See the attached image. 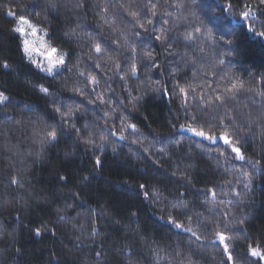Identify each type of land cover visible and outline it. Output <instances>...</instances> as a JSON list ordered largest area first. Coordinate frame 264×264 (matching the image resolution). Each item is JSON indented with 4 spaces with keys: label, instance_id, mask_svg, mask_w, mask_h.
Returning a JSON list of instances; mask_svg holds the SVG:
<instances>
[{
    "label": "trees",
    "instance_id": "obj_1",
    "mask_svg": "<svg viewBox=\"0 0 264 264\" xmlns=\"http://www.w3.org/2000/svg\"><path fill=\"white\" fill-rule=\"evenodd\" d=\"M19 2L21 7L27 6L29 18L47 27L50 34L54 32L62 35L67 30L70 21L69 13L65 10H61L58 14L45 15L43 14L45 0H19ZM171 2L172 0H168V3ZM186 2L189 7L181 10L179 15L176 9L168 8L173 13L171 18L164 17V19H169V24H163V20L157 17L160 20L157 27L159 28L161 24L164 28L176 25L177 27L171 33L175 39L182 37L185 32H193V29L199 26L205 30L204 36L207 35V30H211L219 39L221 26L218 19L226 17L224 23L229 24L234 30L237 49V54H234L236 63L228 71L246 81V87L254 85L261 74H264V39L246 30V25L252 21L243 20L239 13L244 10L245 3L252 4L255 8L258 0H232L233 9L230 13H222L226 0H186ZM15 3L17 0H3L0 4V64L7 61L10 65L9 69L0 67V90H4L9 96L7 106L0 107V196H7L8 199L13 200L12 204L0 209V225H3L7 231L17 229V242L14 247L5 250L0 255V264H48L53 256L68 254L70 245L75 243V236L80 233L73 230L71 225H66L62 221L58 222L55 208L61 206V201L70 197V194L75 191L83 193L82 199L85 203L79 209L70 211L72 215H75L77 211L81 214L77 219L83 224L85 234L90 230L88 209H95L98 213L102 206L108 209V215L99 220L101 232L95 237V244H91L89 240L86 243L91 244V247L79 251L73 250L72 256L77 264H97L94 253L99 250V245L104 246L99 264H126V258L115 251L117 248H123L125 244L131 246L134 253H144L141 257L142 264H153L152 258L148 256V245L152 241L156 242L153 246L164 250L161 255L174 254V250H179L185 254L191 252L197 264H225L226 258L222 255V246L209 247L201 246V244L207 245L208 241L214 238L215 229L211 222H221L219 220L221 210L227 209H231L232 215L228 221L224 222L229 223L234 231L241 227L238 223L239 218L247 217L242 226L246 229V235H237L228 242L234 249L237 264H241V261L244 264H264L258 261V258L249 256L247 260L244 259L249 244H258L264 248V178L257 177L252 187L245 189L243 184L237 183L236 173L231 169L218 167L217 161L212 158L218 154L216 149H227V145L219 140L216 144H210L206 140L202 141L192 136L191 133L178 130L179 125L185 123V118L180 98L174 95L177 91L176 81L178 80L181 86L203 84L204 77L200 76V65L196 66L197 75L200 76L196 80L193 79L192 65L184 67L182 64H165L163 67L168 71L176 68L175 77H170L167 72L162 73L160 70L151 73L141 70L137 79L129 80L127 85L122 86L123 82L116 77L114 71L105 72L96 69L93 72L90 67L93 61L87 58L89 52L87 45L71 42L70 48L64 47L65 50L73 53L72 63H75L79 54L83 52L81 69L86 74L99 73L100 87L97 91H104L106 98L114 97L111 109H108L107 105H101L95 111H87L77 121V126L83 127L84 124H88L89 131L94 132L97 137L106 134L101 109H107L113 117L109 121V127L111 131L117 132V136H109L112 143L105 147L101 155V160L104 162L102 168L94 167L92 151H86L82 144L75 148L74 155L65 158V152H73L74 137L61 138L58 145L46 150L41 160L28 155L29 152L34 153L38 150V145L33 143V129L38 118L46 119L45 111L46 108L50 111V106H46L45 99L41 98L39 92L27 84L28 81L33 84L41 81L43 74L29 67L22 59V53L18 49L19 41L11 31L13 21L3 11L5 5L10 6ZM145 3L146 0H134V6L139 5L141 8ZM32 5H36L37 9L42 12L40 16H35ZM165 8H167L165 0H159V11L163 13ZM96 12L97 9L92 7V0H89L87 15L79 18L78 21L73 19L71 23L79 22L92 27L102 25L103 20L96 15ZM117 22L120 28H124V25L119 23V18ZM255 23L258 29L259 25L264 23V15L260 11H257ZM97 31L102 32L109 39L114 35L107 26ZM93 35L95 36L96 33ZM224 38H233V36L229 34ZM211 44V41L205 40L202 36L191 46L186 45L181 38L176 47L180 54L187 52L189 56L211 63L214 56ZM219 50L218 48L217 51ZM125 55H130V53H125ZM176 59L179 60V55ZM100 62L104 69L112 67L107 58ZM138 67L142 69V65ZM214 71L218 73L220 70L216 68ZM70 77L72 80H79L81 86L86 83L84 78L73 77L67 72L51 82L60 90L63 81ZM149 78L166 83L169 95L145 91L142 85L145 81L150 82ZM106 80L107 84L111 85V91L107 90ZM207 80L213 87L216 86L213 80H216L217 84L223 83L211 74L207 76ZM41 82L47 83V80ZM125 87L131 90L132 96L143 95V99L135 110H132V105L128 104L129 93L125 91ZM212 94L211 88H208L206 96ZM72 96L71 91H64L61 99L72 103L73 101L68 99ZM74 99L79 100L80 98L74 97ZM125 104H128V111H125ZM189 105L188 110L195 112L198 119L205 123L216 124L221 117H233L239 125L237 134L240 136H245L248 124L256 118L260 111L264 110L258 98L254 103L253 94L247 92L240 93L236 100H229L226 107L218 110H213L211 106L202 110L199 98L190 99ZM88 107L91 109L94 106L89 105ZM122 112L127 116L128 122L135 123L139 129V132L135 134H132L131 130L125 131L124 135L127 137L125 140L118 139L121 130L119 116ZM213 117L215 119H212ZM225 123L229 121L225 120ZM219 131L222 129L217 131V135ZM173 137L175 138L172 139ZM245 139L247 142H242L241 146L245 150L246 157L252 161L260 159V166L264 167V159H261V154L264 153V141L259 133L255 136L249 134ZM5 146L20 154L19 158L13 157L16 161L14 166L8 159L11 152L6 151ZM20 159H24L25 163L21 164ZM223 159L224 157H220L221 161ZM34 160H36L35 163H33ZM235 163L239 167L242 162L236 161ZM22 168L27 169L25 175L31 180L30 187L41 197L47 196L49 200L55 198V203H33L30 208L15 203V193L8 187V181L12 174L19 172ZM249 171L252 169L249 168ZM182 173L192 177L191 184L181 179ZM58 175H66L70 178L67 187L58 180ZM83 176H88L89 179L82 185L80 177ZM145 181H147L146 187H156L163 194L159 201L144 200L142 193L140 196L134 195L135 191H139V185ZM225 181H232V185H226ZM213 187L217 191L218 199L224 201L223 204L215 205L213 212L216 215H213V212H210L204 205L206 199L204 191ZM234 192H240L241 195L237 197L233 194ZM8 193L12 195H7ZM180 193H184V196L181 197ZM25 195H27L26 192ZM164 197L167 199L165 200ZM180 199L185 200L188 207L194 210L193 225L201 222V228L198 229V232L202 234L201 242L195 241L194 238L190 239L189 234L186 233L177 235L176 232L179 230L170 231L164 226L170 209L168 202ZM228 201L233 203L229 204ZM129 209L136 211L137 215L133 217ZM195 212H201L203 215L197 216ZM173 214L180 215L177 210H173ZM18 215L23 225H28L30 221L41 218L48 223L49 227L55 225L56 236L42 238L32 236L26 228L18 226ZM161 216H164L163 220L160 219ZM112 218L119 220V224L111 223ZM184 223L187 224L186 219ZM204 227L208 230L203 231ZM204 237L207 239H203ZM15 247H20L21 252L16 253ZM172 264H177V260L172 261Z\"/></svg>",
    "mask_w": 264,
    "mask_h": 264
},
{
    "label": "snow or ice",
    "instance_id": "obj_2",
    "mask_svg": "<svg viewBox=\"0 0 264 264\" xmlns=\"http://www.w3.org/2000/svg\"><path fill=\"white\" fill-rule=\"evenodd\" d=\"M3 0H0V4ZM167 8L161 13L159 11V0H146L144 7L139 5L134 6V0H92V7L97 9L96 15L100 16L103 20L102 25L81 24L79 22L71 23L73 19L77 21L79 18L87 15L89 11V0H45L43 14H58L61 10H65L69 13V25L67 30L62 35L52 33L49 29L41 24L34 22V19L29 18V12L27 6L21 7L19 0L17 3L10 6L5 5L3 11L6 16L13 21L11 31L15 34V38L19 41L18 49L22 53V59L27 63L29 67L35 68L39 73L43 74L41 81L47 80V83L38 81L33 84L28 81L27 84L33 90L39 92L41 98L45 99L46 106H50V111H45V118H38L37 124L33 129V143L38 145V150L29 152V156H35L36 160H41L49 147H55L61 141L63 137H74L73 152H65V158L75 154V148L79 145H84L86 151H92L94 167L102 168L103 161L101 155L103 154L105 147L112 143L109 136H117V132L111 131L109 127V121L113 119L110 112L107 109H101L104 118V128L107 130L106 134H102L99 137L92 131H89V125L84 124L83 127L77 126V121L81 116L85 115L87 111H95L101 105H107L108 109L112 108L113 96L105 97L104 91H97L100 87V79H98L99 73L95 75L92 73H85L81 69V61L84 53L79 54V58L75 63H72L73 53L65 50L64 46L71 47V42L77 44H86L88 52V60L93 61L90 67L95 72L96 69H101L105 72H115L116 77L123 82V85H127L129 80H135L138 78V73L143 70L146 73H151L155 70H160L162 73L167 72L170 77L176 76V68L171 71L166 70L163 65L165 64H182L184 67L192 65L193 79H199L200 76L204 77L203 84H188L181 86L180 82L176 81L177 91L174 95H178L180 98L181 109L183 110L185 123L180 124L178 130L181 132L191 133L192 136L200 138L202 141L206 140L210 144H216L217 141H222L224 145H227V149H216L217 155L212 157L217 161L218 167H225L226 170L231 169L237 174V183L243 184L245 189H250L257 177L264 178V167L260 166V159L252 161L248 159L245 154V150L242 148V142L246 143L245 137L247 135L255 136L259 133L262 141H264V110L260 111L256 118L252 120L247 126V133L245 136L237 134V125L233 117L224 116L221 117L218 123H205L198 119L195 112L189 111V100H195L199 98L201 109L211 106L213 110H218L221 107H226L229 100H236L237 96L242 92L252 93L253 102L261 104V108L264 109V74H261L259 80L255 81L252 86L246 87V81L239 76L230 73V69L234 64L235 55L237 49L234 39V30L225 24L226 17L218 19V23L221 26V36L218 39L211 30H207V35L204 36V29L197 26L193 29V32H185L182 37L173 38L171 33L176 25H171L168 28H164L163 24H169V19L173 13L168 8H174L177 10V15L181 10L189 7L186 0H172L168 3L165 0ZM32 11L35 12V16H40L42 12L37 9L36 5H32ZM244 10L239 13L240 17L245 21H252L246 25V30L252 33L256 37L264 39V23L259 25V29L256 26L257 11H260L264 15V0H258V4L255 8L252 4L245 3L243 5ZM19 9V11L17 10ZM233 9L232 0H226V6L222 9L223 12H231ZM143 13V15H142ZM130 17L131 19H127ZM160 17L163 20V24L158 28L160 24ZM124 25V28H120L117 22ZM107 26L112 30L114 34L109 39L102 32H98L97 29H101ZM93 33H96L94 36ZM118 33V35H117ZM231 34L233 38L224 37ZM203 36L205 40L212 42L211 48L214 53L211 63H206L204 60L197 57L189 56L187 52L180 54L176 45L182 38L183 42L188 45H194L197 39ZM220 49L217 51V49ZM203 51V49H200ZM130 53V55H125ZM179 55V60L176 57ZM163 57L160 59L159 57ZM172 59L169 60L168 58ZM107 58L112 67L102 68L100 61ZM142 65V69L138 67ZM197 65L199 68L200 76L197 75ZM227 66V67H226ZM0 67L9 69L10 65L7 61L0 64ZM219 68L217 73L214 69ZM183 70L182 68L180 69ZM65 72L70 73L73 77H82L86 80V83L81 86L79 80H72L71 77L65 79L60 85V90L51 82L55 81L57 77L64 76ZM211 74L213 77L223 81L222 84H217L216 80H213V84L208 83L207 76ZM50 78V79H48ZM112 79V77H108ZM145 81L142 87L145 91L160 92L164 95H169L167 84L162 80L151 79ZM107 90L111 91V85L107 84ZM211 88L212 95L206 96V91ZM200 89V91H197ZM64 91H71L73 93L69 100L72 103H68L66 100L61 99ZM125 91H128V104L132 105V110H135L139 102L143 99V95L132 96L131 90L125 87ZM74 97H79V100H75ZM9 96L5 94L4 90H0V106L6 107ZM128 104L124 105L125 111H128ZM89 105L94 106L89 109ZM115 111V109H112ZM79 114V115H78ZM251 115V113H249ZM147 118V117H146ZM212 119H215L213 117ZM228 120L229 123H225ZM120 121V133L118 135L119 140H125L127 137L124 135L125 131L131 130L132 134L138 133L139 129L135 123L128 122L127 116L122 112L119 116ZM255 126V131H254ZM115 127V125H112ZM176 128V125L173 124ZM207 129V130H205ZM219 135H217V131ZM173 137L172 139H174ZM135 142V141H134ZM171 142V141H169ZM179 143V142H178ZM207 147V146H205ZM5 150L11 152L8 159L12 162L13 166L16 161L13 157H20V154L12 151L5 146ZM99 153V154H97ZM220 157H224L223 161ZM261 159H264V153L261 154ZM33 161V163L36 162ZM236 161L242 162L239 167L236 165ZM20 163L24 164V159H20ZM30 167V166H29ZM249 168L252 171H249ZM27 169L22 168L19 172H15L10 176L8 181V187L13 189L15 193V203L21 204L26 208H30L33 203L51 204L55 203V198L49 200L47 196L41 197L34 189L30 187L31 180L27 178L25 173ZM176 175V173H173ZM88 176L80 177V183L83 185L88 182ZM181 179L191 184L192 177L190 175L181 174ZM58 180L63 182V186L67 187L70 183V178L66 175H58ZM226 185H232V181H225ZM147 181L139 185V191H135L134 195H143L144 200L151 199L152 202H157L161 199L162 193L156 187H146ZM23 191H15V190ZM223 191V189H221ZM25 192L27 195H25ZM235 196L239 197L240 192H234ZM7 195H12L8 193ZM83 193L81 191H75L70 194V197L61 201V206L55 208V215L57 221L64 222L66 225H71V228L80 233L75 236V243H72L68 249V254L56 255L49 259L48 264H77V261L73 258V250L79 251L86 247H91V244H95V237L100 234L101 227L99 220L108 215V209L101 207V211L98 213L95 209L89 208L88 222L90 224V230L85 234L83 230V224L77 219L81 214L77 211L75 215L71 214L70 210L79 209L84 205L82 199ZM206 199L204 205L208 207L210 212H213L215 205L223 204L224 201L218 199L217 191L213 188H208L204 191ZM183 197L184 193H180ZM166 200L167 198L164 197ZM70 201V202H69ZM13 203V200L7 198V196H0V209ZM170 209L167 213V220L165 227L169 230H179L177 235L181 233L189 234V238H194L195 241H202V234L198 232L201 228V222H197L193 225V209L188 207L185 200H175L168 202ZM229 204L233 203L228 201ZM211 205V207H209ZM43 211V209H39ZM173 210H177L180 215L173 214ZM131 211V215L135 217L136 211ZM197 216L203 215L201 212L194 213ZM213 215H216L213 212ZM231 209L221 210L219 220L221 222L212 221L214 226V238L208 241L207 245L201 244V246L219 247L222 246V255L225 256V264H237L234 256V249L228 243L233 240L237 235H246V229H243V224L247 217L239 218L238 230L230 228L228 221L231 216ZM161 220L164 216L160 217ZM187 220V224L184 220ZM18 226L26 228V230L36 238L42 237H55L57 233L56 226L49 227L48 223L44 219H38L30 221L28 225H23L20 221L19 215L17 216ZM136 223L137 221H133ZM111 223L119 224V220L112 218ZM130 231H135L129 229ZM207 227H204L203 231H207ZM143 239V235L141 236ZM203 239H207L204 237ZM91 241V244L86 241ZM17 242V229L7 231L3 225H0V255L5 250H8L15 246ZM156 242L152 241L148 245V256L152 258L153 264H172V261L177 260V264H197V260L191 255V252L185 254L182 251L174 250V254L161 255L164 251L160 247L153 246ZM104 246L99 245V250L95 251V257L97 258V264L103 256ZM115 251L126 258V264H142L141 257L144 253H134L131 246L125 244L123 248H117ZM15 252L20 253V247H15ZM171 256V259H169ZM258 258V261L264 262V248H261L258 244L248 245V252L245 256ZM179 258V259H178ZM241 264H244L241 261Z\"/></svg>",
    "mask_w": 264,
    "mask_h": 264
},
{
    "label": "rangeland",
    "instance_id": "obj_3",
    "mask_svg": "<svg viewBox=\"0 0 264 264\" xmlns=\"http://www.w3.org/2000/svg\"><path fill=\"white\" fill-rule=\"evenodd\" d=\"M1 107V106H0Z\"/></svg>",
    "mask_w": 264,
    "mask_h": 264
}]
</instances>
